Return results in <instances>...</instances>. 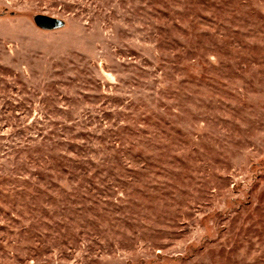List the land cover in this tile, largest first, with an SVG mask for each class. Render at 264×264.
Segmentation results:
<instances>
[{
	"label": "rangeland",
	"instance_id": "1",
	"mask_svg": "<svg viewBox=\"0 0 264 264\" xmlns=\"http://www.w3.org/2000/svg\"><path fill=\"white\" fill-rule=\"evenodd\" d=\"M0 264H264V0H0Z\"/></svg>",
	"mask_w": 264,
	"mask_h": 264
},
{
	"label": "water",
	"instance_id": "2",
	"mask_svg": "<svg viewBox=\"0 0 264 264\" xmlns=\"http://www.w3.org/2000/svg\"><path fill=\"white\" fill-rule=\"evenodd\" d=\"M36 24L43 29H53L62 25V22L52 16L38 14L35 17Z\"/></svg>",
	"mask_w": 264,
	"mask_h": 264
}]
</instances>
